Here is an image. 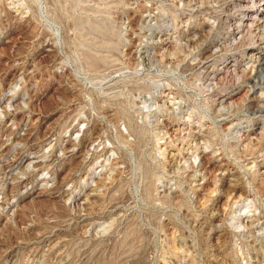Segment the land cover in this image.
I'll return each mask as SVG.
<instances>
[{"label":"rangeland","instance_id":"obj_1","mask_svg":"<svg viewBox=\"0 0 264 264\" xmlns=\"http://www.w3.org/2000/svg\"><path fill=\"white\" fill-rule=\"evenodd\" d=\"M0 264H264V0H0Z\"/></svg>","mask_w":264,"mask_h":264},{"label":"bare ground","instance_id":"obj_2","mask_svg":"<svg viewBox=\"0 0 264 264\" xmlns=\"http://www.w3.org/2000/svg\"><path fill=\"white\" fill-rule=\"evenodd\" d=\"M246 2H247V1H246ZM248 2H249V1H248ZM251 2H252V1H251ZM253 3H254V2H253ZM235 5H236V4H235ZM237 6H238V5H237ZM244 6H245V5H244ZM258 6H259V4H258ZM253 7H254V6H253ZM244 9H245V8H244ZM258 9H259V8H258ZM242 10H243V9H242ZM253 12H254V11H253ZM245 13H246V12H245ZM254 13H255V12H254ZM244 16H245V15H244ZM244 16H243V17H244ZM234 17H235V16H234ZM248 19H249V18H248ZM253 19H254V18H253ZM254 20H255V19H254ZM255 21H256V20H255ZM240 23H241V22H240ZM241 24H242V23H241ZM251 24H252V23H251ZM243 25H244V24H243ZM246 27H247V25H246ZM247 28H249V27H247ZM247 28H246V29H247ZM237 29H238V28H237ZM247 30H248V29H247ZM262 58H263V57H262ZM255 59H256V58H255ZM258 61H259V60H258ZM260 61H261V60H260ZM260 63H261V62H260ZM261 69H262V68H260L259 70L261 71ZM262 70H263V69H262ZM260 73H261V72H260ZM258 77H259V76H258Z\"/></svg>","mask_w":264,"mask_h":264}]
</instances>
